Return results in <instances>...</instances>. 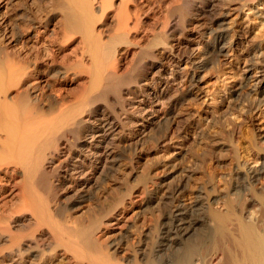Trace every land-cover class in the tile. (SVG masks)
Returning <instances> with one entry per match:
<instances>
[{
  "label": "bare ground",
  "instance_id": "obj_1",
  "mask_svg": "<svg viewBox=\"0 0 264 264\" xmlns=\"http://www.w3.org/2000/svg\"><path fill=\"white\" fill-rule=\"evenodd\" d=\"M263 1L0 0V264H264V156L228 188L183 171L111 194L114 164L182 132L230 50L253 49L256 107Z\"/></svg>",
  "mask_w": 264,
  "mask_h": 264
},
{
  "label": "rangeland",
  "instance_id": "obj_2",
  "mask_svg": "<svg viewBox=\"0 0 264 264\" xmlns=\"http://www.w3.org/2000/svg\"><path fill=\"white\" fill-rule=\"evenodd\" d=\"M258 8L259 12L263 13L262 17L257 19L254 29L259 42L264 39V1ZM250 15L251 13L246 9L238 18L248 20ZM235 16L231 14L229 20ZM252 52L253 49H241L238 52L230 50V56L225 58L226 65L218 70L214 78H209L214 67L211 66L213 70L210 67L206 70L207 78L201 85L207 93L205 102L202 100L204 106L199 101L193 104L192 109L195 112L188 121L183 122L185 125L182 132L174 135L172 140L160 148L138 155L141 156L139 161L128 163V159L121 158L114 164V173L111 178L112 197L117 198L125 195L126 190L132 191L141 187L145 178L147 180L149 176L155 174L163 178L164 175L173 173V178L170 180L172 184H176L183 171L191 174L189 190L209 184L214 178L213 183L217 187L228 188L230 183H226V180L231 182L230 179L234 177L238 167L244 170L247 167L260 166L264 156V100H262L264 95L254 93L251 100H247L249 102L254 100L250 102L256 104L254 109L246 108L244 104L247 102L243 104L245 93L248 89L250 90L255 80L252 76H256V73L252 71L249 73V79L246 80V67L253 56ZM208 70H211L210 73ZM233 86L242 87L241 94H244L240 100L233 96L228 97V90ZM185 109L184 106H180L178 114L184 113ZM146 147L147 145L142 146L141 142V146L139 145L141 149L138 148V152L133 151L132 154L140 153L139 151L145 150ZM124 180H127L126 184ZM262 185L264 188V180L261 182ZM104 188L106 184L100 185L99 192H102ZM215 208L223 209L220 204H216ZM133 212L127 215L129 220L140 213V209L137 208ZM144 215L146 217L144 223H151L152 216L149 213ZM218 260L219 257H214L213 263L216 264Z\"/></svg>",
  "mask_w": 264,
  "mask_h": 264
}]
</instances>
